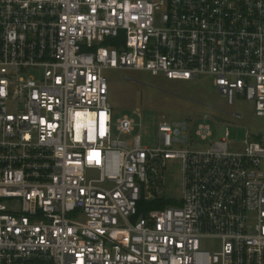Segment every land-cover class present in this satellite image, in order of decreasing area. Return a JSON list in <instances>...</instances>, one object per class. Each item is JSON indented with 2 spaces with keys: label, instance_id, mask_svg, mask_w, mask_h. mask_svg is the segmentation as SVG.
<instances>
[{
  "label": "built area",
  "instance_id": "built-area-1",
  "mask_svg": "<svg viewBox=\"0 0 264 264\" xmlns=\"http://www.w3.org/2000/svg\"><path fill=\"white\" fill-rule=\"evenodd\" d=\"M106 69L209 75L264 122V0H0V264H264V124L239 150L195 146L207 116L122 140ZM167 160L181 200L139 213Z\"/></svg>",
  "mask_w": 264,
  "mask_h": 264
},
{
  "label": "rangeland",
  "instance_id": "rangeland-1",
  "mask_svg": "<svg viewBox=\"0 0 264 264\" xmlns=\"http://www.w3.org/2000/svg\"><path fill=\"white\" fill-rule=\"evenodd\" d=\"M108 84V102L114 114V120L128 115L138 124L130 136L120 137L129 140L140 136L141 145L155 147L157 141V123L162 117L167 122L189 121L198 124L204 116L208 120L211 136L200 141L193 136L195 146L200 149L210 147L221 140V129L227 131L230 149L239 150L249 136L258 137L263 130V119L255 114L254 104L236 96L232 105H228L213 86L209 75H198L191 81L168 80L163 75L153 76L142 70H104L102 72ZM141 115V119L135 116ZM239 114L240 117H235ZM149 168L157 170L158 175L148 170V187H157L160 195L172 202L181 200V164L179 160H167L164 168L156 164ZM160 176V177H159ZM89 178H95L94 172H88ZM159 177V179L157 178ZM202 249L218 252L220 245L215 240H207Z\"/></svg>",
  "mask_w": 264,
  "mask_h": 264
},
{
  "label": "trees",
  "instance_id": "trees-1",
  "mask_svg": "<svg viewBox=\"0 0 264 264\" xmlns=\"http://www.w3.org/2000/svg\"><path fill=\"white\" fill-rule=\"evenodd\" d=\"M178 202H172L167 200L164 197H156L150 202H142L138 205L139 213H143L145 209L154 210V209H164L169 206H177Z\"/></svg>",
  "mask_w": 264,
  "mask_h": 264
}]
</instances>
